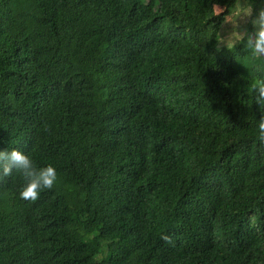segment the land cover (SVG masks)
Instances as JSON below:
<instances>
[{"label": "trees", "instance_id": "16d2710c", "mask_svg": "<svg viewBox=\"0 0 264 264\" xmlns=\"http://www.w3.org/2000/svg\"><path fill=\"white\" fill-rule=\"evenodd\" d=\"M26 1L0 0V145L32 129L57 181L31 203L0 176V264H264V55L220 45L242 0H48L140 42L93 72L88 37Z\"/></svg>", "mask_w": 264, "mask_h": 264}, {"label": "clouds", "instance_id": "9594fccd", "mask_svg": "<svg viewBox=\"0 0 264 264\" xmlns=\"http://www.w3.org/2000/svg\"><path fill=\"white\" fill-rule=\"evenodd\" d=\"M250 0V6L242 13L244 18H250L249 22L254 26L253 33H241L239 31V22L237 21L234 38L237 42L243 41L253 55H264V0ZM33 15L32 21L38 28L42 23L49 24L50 30H54L60 23L68 25L67 39L87 36L88 41L95 52L94 62L91 65L92 72L99 68L98 59L100 57L116 58L117 43L126 49V52L132 58L137 51L140 42L134 35L130 34H107L99 37L97 27L94 26L88 15L83 24L77 19L60 17L51 7L48 0H27L23 5ZM93 27V31L89 30ZM251 91L254 94V101L259 108L264 107V78H257L251 82ZM257 140L264 145V113H261L257 123ZM35 142L32 129L26 131L19 139L7 140L0 145V176L7 177L18 172L24 183L18 193L23 200H31V203L38 202L43 196L44 189H51L57 181V171L52 164L37 166L30 158V148ZM97 155L91 153V157ZM89 158L80 157V166ZM102 173V171H101ZM17 180V179H13ZM13 187V185H12ZM119 252H115L113 256Z\"/></svg>", "mask_w": 264, "mask_h": 264}, {"label": "rangeland", "instance_id": "374dc122", "mask_svg": "<svg viewBox=\"0 0 264 264\" xmlns=\"http://www.w3.org/2000/svg\"><path fill=\"white\" fill-rule=\"evenodd\" d=\"M249 7V5L246 3L245 0L240 1L234 11L228 15L222 24V31H221V37H220V45H225L227 47H230L234 45L237 41L234 38V33L236 31L237 27V21L239 22V31L241 33H253L255 28L254 26L249 22L250 18H244L242 13L246 10V8ZM222 9L219 7H215V11L219 12ZM253 29V32L252 30Z\"/></svg>", "mask_w": 264, "mask_h": 264}]
</instances>
